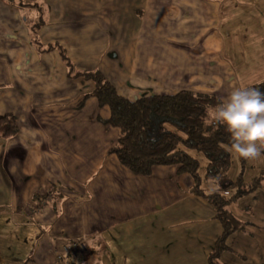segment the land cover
<instances>
[{"label":"crops","instance_id":"0c3cea01","mask_svg":"<svg viewBox=\"0 0 264 264\" xmlns=\"http://www.w3.org/2000/svg\"><path fill=\"white\" fill-rule=\"evenodd\" d=\"M34 1L48 6L44 13L40 6V14L25 10ZM148 1L153 0H0V117L13 114L19 124L16 135L0 136V212L36 228L34 237L28 238L34 241L32 254L23 264H74L70 254L58 257V252L77 242L84 243L87 254L78 264H208V255L223 234L214 207L191 190L192 179L180 173L178 166H155L149 175H138L109 153L119 136V129L100 120L109 117V108L100 107L95 98L77 106L89 89L85 91L78 80L67 76L58 51L40 54L31 39V26L43 13L42 41L67 44L72 60L83 64V53L75 56L68 38L82 29L75 22H88L84 30L88 42L82 47L86 63L89 49L101 47L102 54L117 64L103 70L106 78L129 99L182 89L203 91L209 85L202 79H216L229 90L243 88L241 80L260 77L259 72L248 73V64H259L255 54L251 63L246 58L235 65L231 56L221 63L210 61L208 72L201 57L187 55L186 49L192 45L197 52L208 30L204 44L212 51H226L233 45L232 39L224 43L214 28L221 15L216 3L208 10V21L200 11L197 18L189 19L188 42L167 41L154 52L157 39L148 36L150 52L131 53L128 64L120 65V54L129 39H143L139 32H147V26L137 21L138 16L153 14ZM258 4L264 8L260 1ZM95 14L97 31L89 23ZM227 16L231 17L228 31L243 32L245 28L254 34L260 30L252 29L256 17L244 11L228 10ZM95 32L98 43L93 46L89 33ZM110 33L119 35L120 49L105 52ZM244 50L246 53L243 44ZM203 70L208 78H203ZM151 79L156 83L146 82ZM159 80L166 83L159 85ZM134 86L140 90L131 97L128 94L135 91ZM68 89L72 95L66 97ZM211 91L221 99L228 94L219 87ZM216 188L207 185L204 189Z\"/></svg>","mask_w":264,"mask_h":264},{"label":"rangeland","instance_id":"374dc122","mask_svg":"<svg viewBox=\"0 0 264 264\" xmlns=\"http://www.w3.org/2000/svg\"><path fill=\"white\" fill-rule=\"evenodd\" d=\"M32 1L33 0H31V2ZM258 1H260L261 4L264 5V0H195V1L153 0L152 3L151 1H148V4H152L153 6V11H154L152 12L153 14L150 16H144V15L138 16L139 20L137 21L139 25L142 22L141 24L142 27L147 26L146 27L147 32H139V34L143 36L145 39L144 38L142 39L141 37L138 40L132 38L129 39L128 44L120 54V58L118 62L120 63V65L126 66L130 58L129 55H132L133 53L135 54L136 52L137 55L138 54L144 55V52H150L149 43H148L149 40H147L148 36L157 39V45L153 46L154 52L157 51L158 46H163V44L167 41L173 42V40L180 41L181 39L182 40L185 39L188 42L189 36H187V32L185 30L188 28L189 23L187 22H189V19L191 20L193 17H194L193 19L197 18L200 11L206 13L207 21H208L210 18L208 15V10L210 11L213 8V5H215L216 3L221 6V10H220L221 15L217 17L218 19L220 18V22L214 28L218 29L217 34L223 39L224 43H227V39L228 40L232 39L233 45L232 46L229 45L226 48V51H221V52L212 51L209 47L205 46L206 44H204L206 43L205 41L208 40L206 38L210 33L208 30L207 32H205V34L202 33L203 42L201 43L199 48L197 47L196 49L197 52L194 53L193 50H195V45H192L189 46L190 49H186L187 55L190 56L191 54H195L201 57L204 62L203 64L207 67L206 72H208L211 68L210 67L211 64L209 63L210 61L212 62L218 61L221 63L222 61H225V59L228 60L231 56L234 60L235 65L242 62L246 58L249 59V63H251L255 54V61L256 63L259 62V64L258 63L256 64L257 67H254L252 64H248L249 67L248 73L252 75L254 73L259 72V74L261 73L260 77L254 81L241 80L240 83L244 84L243 86L246 87L258 83L260 81H263L264 80V39H263L264 18H261L260 15L264 14V8H260ZM163 4L165 9L163 7ZM144 5L145 4H143V7H145ZM39 6L43 8V13H44V8L47 9L48 7L45 4L39 2L37 3V1H34L33 6L31 4L25 5V10L27 11L35 10L38 12ZM94 6H96V4ZM50 7L51 6L49 5V8ZM113 9L114 7L111 6L110 11ZM144 9H146V7ZM228 10H236L237 13H241L242 11H244L245 14H247L248 16H251L253 18L256 17V21L253 24V26L255 27H252V29L257 30V28H259L260 30L254 34L252 30L245 31V28L243 32H241L238 29L234 30V28L233 31H228L227 22L229 19H231L230 16H227ZM38 13L40 14V11ZM43 13L40 15V17L36 19L35 23L31 26V28L33 29L32 37H34L31 39L36 52L40 54L47 53V52H42V49H45L43 47H47L48 45L51 44L52 46L50 47H53L54 50H56V48L59 47L64 51V54H66L72 60L67 44L59 43L57 41L45 43L40 38L39 35V29L41 26L40 21H43L46 18V16ZM118 18L119 17L115 16V19H117V21L119 20ZM90 20H91V22H89L90 26L93 27L95 31H97L96 28L98 27V25L95 24L97 22L96 14ZM37 24H40L39 27L37 26ZM75 25H79V27L81 26L82 29L80 31H73L70 37L68 38V42H69V46H71L70 49L74 50L75 56L76 55L80 56L81 53H83L84 63L78 64L77 62H74L72 60L73 67L75 68V69L73 68V70L76 69L82 71L99 70L102 74L106 76L104 71H106L107 66H109V64H112L113 67H115V65L117 64H114L113 61H110L109 59H107L105 55L102 54L101 47L89 49V63H86V59H85L86 49L85 48L82 49V47L84 46V44L88 42L87 40H85L86 35L84 32L85 27L88 25V22L85 25H83L80 22H75ZM151 29L152 31L149 32V30ZM64 34H68V32ZM211 34L215 36V32ZM93 35H94L93 39H96V42L93 41V39L91 40ZM97 35H98L97 32L89 33L90 45L94 46V43H98ZM106 35L109 36V33H106ZM110 37L112 39L108 40L107 46L104 49L105 52L107 50L120 49L119 46L120 42L116 40L119 38V35L114 36L113 33H110ZM130 40H132V44H130ZM37 42H39V44ZM114 43L116 44V46L114 45ZM243 44L247 48L246 53L245 50L243 51ZM74 59H77V57H74ZM156 59H158V56H155V60ZM77 61H82V60L77 59ZM141 61H142V57H141ZM62 62L67 70L64 60H62ZM205 75L206 74L203 70V74H202L203 78H208ZM73 80H78V82L80 83V85L83 86V89L85 91L88 89L90 91L93 86V83L91 81H83L81 79H73ZM115 82L118 85V81L115 80ZM146 82L148 83L153 82L154 84L156 83L154 79L153 81L151 79ZM202 82L204 84L206 83L209 85L202 87V90L205 91L206 93L216 94L214 91H211L216 87H219V91L227 90L228 93L230 92V90L226 86L223 87L219 86L217 84L218 80L216 79L215 81L213 80L211 81L209 79L207 80L202 79ZM246 82H250V83L247 84ZM157 83L159 85H163L166 83V81L159 80L157 81ZM215 84L217 85L213 87V85ZM116 88L118 89V87ZM134 90H135L134 92H131V94L128 95L132 97V95L138 93L140 89L134 86ZM189 90L200 91L195 89H189ZM67 93L68 95L66 97L72 95L70 89H68ZM74 95L75 93L73 92V96ZM82 97L83 96H81L78 99L77 106L79 105L78 103L81 101ZM18 131H19V124H18ZM22 132L24 131L21 128V133ZM190 154L194 158H196L200 164L198 170L202 183L199 188L203 189L205 193H209L208 190H205L204 188L207 185L217 187L218 184L217 183L215 184L210 180H206L205 178V171L208 161L201 152L194 150L190 152ZM230 155H231V159H230L231 164L229 171L227 173V177L232 181H236L238 179V181L240 180L243 181L244 183H249L256 177L264 176L263 150L261 156L255 160L244 159L242 157H239L237 154H234L233 152H230ZM189 177L192 179L190 175ZM192 183L194 184L193 179H192ZM233 190H236V188H234ZM233 190L232 192H234ZM230 210L233 213V215L243 223L242 224L243 229L235 231L226 238V243L229 247L221 252V255L218 258V260L223 264H264V187L257 189L254 192V194L251 193L248 195H243L236 202L231 203ZM35 232H36V228L35 226L32 225V223H28V222L24 223L20 219L13 217V215L6 216L5 214L0 212V264H23L22 260L25 261V259L32 254V250H33L32 244L34 241L28 238L34 237ZM77 245H81L82 249L81 250L75 249L74 247ZM85 250L86 248L84 243L77 242L73 245L62 247V249L58 252L60 254L58 255V257L62 256V254L65 253L70 254V256L74 258V264H78L81 260H83V258H85V256L87 258V254L84 253Z\"/></svg>","mask_w":264,"mask_h":264},{"label":"trees","instance_id":"16d2710c","mask_svg":"<svg viewBox=\"0 0 264 264\" xmlns=\"http://www.w3.org/2000/svg\"><path fill=\"white\" fill-rule=\"evenodd\" d=\"M50 46L43 47L42 52L53 51L54 48ZM56 50L64 60L69 78L93 83L78 106L89 98H95L100 107L109 108V117L100 120L119 129L118 139L109 149L110 154H114L123 166L138 175H149L155 166L174 165L178 166L180 173L192 177L194 184L191 190L214 207L224 228L208 255V264H223L218 258L229 247L226 238L243 229V223L233 215L230 205L243 195L254 194L264 187V176L260 175L249 183L238 179L232 181L227 177L231 164V134L225 125L210 120L207 115L208 108L222 101L220 96L182 89L172 94H151L129 99L120 94L99 70H73V61L59 47ZM246 87H255L264 92V80ZM17 132L15 115L0 117L1 137L9 138ZM194 150L206 157L205 178L218 184L216 190L205 193L199 188L202 183L198 170L200 164L190 154ZM232 190L234 192L230 193Z\"/></svg>","mask_w":264,"mask_h":264},{"label":"clouds","instance_id":"9594fccd","mask_svg":"<svg viewBox=\"0 0 264 264\" xmlns=\"http://www.w3.org/2000/svg\"><path fill=\"white\" fill-rule=\"evenodd\" d=\"M210 120L226 126L231 134L230 152L255 160L264 150V92L255 87H234L215 107Z\"/></svg>","mask_w":264,"mask_h":264},{"label":"built area","instance_id":"2783aa9c","mask_svg":"<svg viewBox=\"0 0 264 264\" xmlns=\"http://www.w3.org/2000/svg\"><path fill=\"white\" fill-rule=\"evenodd\" d=\"M74 248H75V249H78V250H81V249H82L81 245H77V246H75Z\"/></svg>","mask_w":264,"mask_h":264}]
</instances>
